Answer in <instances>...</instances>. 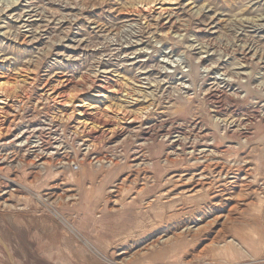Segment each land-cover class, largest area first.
I'll use <instances>...</instances> for the list:
<instances>
[{"label": "rangeland", "instance_id": "374dc122", "mask_svg": "<svg viewBox=\"0 0 264 264\" xmlns=\"http://www.w3.org/2000/svg\"><path fill=\"white\" fill-rule=\"evenodd\" d=\"M147 2L0 0L1 155L47 122L69 159L7 171L0 264H264V0Z\"/></svg>", "mask_w": 264, "mask_h": 264}, {"label": "bare ground", "instance_id": "6f19581e", "mask_svg": "<svg viewBox=\"0 0 264 264\" xmlns=\"http://www.w3.org/2000/svg\"><path fill=\"white\" fill-rule=\"evenodd\" d=\"M147 1L149 2V0H147ZM148 2L147 3H144L143 6H145V5L147 6ZM136 4H138V3H136ZM4 82H6V81H4ZM4 82H0V93H1L0 104H4L5 103V100L7 99L6 92H7V89L8 88H6L4 86L5 85ZM12 92H15V91H12ZM98 92H100V91H98ZM93 94H91V95H93ZM96 96H98V97H104L105 94L104 93H97ZM52 98H54V97H52ZM95 98L96 97L89 96L88 97L89 102H87L85 105L90 106L91 105L90 100L95 99ZM64 102L66 103V101H64ZM68 102H70V101H68ZM87 106H85V107H87ZM55 113L57 115V112H55ZM83 115H84V112L82 113V111H80V109H78V116L81 118V117H83ZM95 117H97V116H95ZM61 118H63V117H61ZM101 122H99V123H101ZM85 124H87V123H85ZM93 124H97V123L93 122ZM26 128L27 129H23V131L20 132L19 136L13 137L9 141H3V142H1V144H2V146L4 148H8L9 150H11V154L10 155H1V152H0V180H1L0 183H4V189L0 192V207L2 208V210H0V211H2V212H3V210L12 211V210H17L18 209V208L15 207L16 205L14 206V205H12L11 203H8V202H9L10 198L16 192H18L19 189L21 190V189H25L26 188L27 190L29 189V192L31 191L30 188L27 187V186H25L24 184H22L21 181L18 178H15L16 176L13 177V175H7V171L13 170L12 172H14L17 168H24L26 166L32 168L33 171L35 170L34 172H36L38 174H40V172H46V170L48 169V166L49 167L54 166L56 169H58L59 171H61V169L64 167V165L67 163V161H69V159L67 158V154L66 153L60 154V152H59L60 149L62 148V146H61V137L59 136L58 131L56 129H54L51 124L43 123V125L40 124L39 128L38 127L37 128H33V129H31L29 127H26ZM93 129H95V128L93 127ZM1 133H2V131L0 129V134ZM54 135H58V136L56 138H54ZM14 143H17V144H14ZM16 149L23 150V155H22L21 158L14 157L13 156ZM88 155H90L89 149L87 150V152H85V153H83L81 155L82 156L81 157L82 162H83V160H87V157H89ZM94 155L95 156L92 157V158L98 160L99 157L96 154H94ZM108 161L113 162L112 159H108ZM84 162H86V161H84ZM170 163L171 162L169 161V164ZM164 165H166V164H164ZM201 177L202 176H199L195 180H198ZM189 178L192 179V180L194 179V177H189ZM56 182H59V181H56ZM55 184L56 185L53 186V187H51V184H50V187L51 188H48V189H46V190H44L42 192H39L37 194H33V191L31 192L33 194V196L41 204L47 206L50 210L52 209L51 206H52L53 203L59 201L60 199H66L67 200V199L70 198V195L64 196L65 195V190L58 188L59 184L58 185H57V183H55ZM196 184L199 185V182H197ZM69 189L71 190V188H69ZM193 190H194V188H192V191ZM52 213L55 216H58L59 220L65 226H67L68 228L72 229L71 225L70 224H66L65 223L66 222L65 219L62 218V217H60V215L57 213V210L54 209L52 211ZM228 218H229V220L231 219L228 214L227 215L226 214H223V215L220 214L219 216L212 217V220H211L212 222L210 221L211 223H209V224L210 225H216L217 224V225H220L221 227H226V223H227L226 221L228 220ZM184 226L185 227H181V228H177L176 227L177 230H180L179 232H177V235H175V236L171 235L170 237L168 236L165 239H162V237H160L159 240L162 239L161 240L162 242L169 243L170 242L169 240L174 239L176 236L177 237H180L181 236L180 234L186 235L188 233L195 232L196 230H199L200 231L201 228H202V227L201 228L200 227H197L196 228L195 226L191 227V226H189V224L184 225ZM235 236L236 235H234V234H233V236H228L227 238L224 239V241H221L220 240L219 243H227V242H229V244H235V245L239 246L240 248H244L245 247V239L241 238L240 236L239 237H235ZM232 248H233V246H232Z\"/></svg>", "mask_w": 264, "mask_h": 264}, {"label": "built area", "instance_id": "2783aa9c", "mask_svg": "<svg viewBox=\"0 0 264 264\" xmlns=\"http://www.w3.org/2000/svg\"><path fill=\"white\" fill-rule=\"evenodd\" d=\"M45 123H47V122H45ZM72 170H77L78 169V166H77V164H75V163H71V167H70Z\"/></svg>", "mask_w": 264, "mask_h": 264}]
</instances>
